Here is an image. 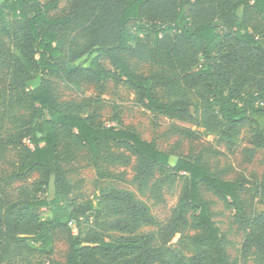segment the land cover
I'll return each instance as SVG.
<instances>
[{"label": "trees", "instance_id": "obj_1", "mask_svg": "<svg viewBox=\"0 0 264 264\" xmlns=\"http://www.w3.org/2000/svg\"><path fill=\"white\" fill-rule=\"evenodd\" d=\"M56 8L55 0L0 3V40L10 44L0 58L5 66L0 148L16 150V176L36 171L39 186L52 180L53 190L52 198L35 200L20 189L0 191V264H234L203 190L233 209L243 231L242 257L264 264V211L246 214L243 180L222 177L200 154L172 159L133 129L103 125L75 104L59 102L46 79H111L134 90L150 112L205 127L228 143L248 124L254 149H264V30L251 23L264 18V0H74L68 12L52 15ZM121 51L155 71L135 73ZM22 116L27 120L21 128H6L17 126ZM61 142L86 149L93 165L102 146H122L137 157L135 182L155 204L180 179L181 193L168 219L157 222L149 205L125 189L103 190L95 206L71 200L60 166ZM34 207H49L54 215L64 211L67 221L43 220ZM100 208L108 219H97ZM70 222L77 233L69 235L66 259H44L53 252L52 229ZM148 225L155 232L140 231ZM179 229L197 231L192 256L170 246Z\"/></svg>", "mask_w": 264, "mask_h": 264}, {"label": "rangeland", "instance_id": "obj_2", "mask_svg": "<svg viewBox=\"0 0 264 264\" xmlns=\"http://www.w3.org/2000/svg\"><path fill=\"white\" fill-rule=\"evenodd\" d=\"M55 1L57 8L51 12L52 15L68 12L74 0ZM238 14H241V10H238ZM251 23L264 30V18H255ZM129 25L133 28L134 23L130 22ZM9 45L6 40L0 42L2 49L0 58L4 59L5 55L2 52ZM120 56L139 75L147 76L155 71L152 64L136 58L130 51H121ZM78 62L68 64V67L73 68ZM101 62L107 68L110 67L107 60L101 59ZM4 72L5 66L1 65L0 117L5 97ZM46 79L59 102L75 104L83 113L94 114L97 121L103 125L133 129L142 138L153 141L159 148L171 153L172 159L175 155L200 154L222 177L243 180L245 185L240 192V198L246 214L256 216L264 211V149H254L252 144L254 132L250 125H243L236 138L228 143L205 127L150 112L139 101L134 90L122 83H115L111 79L96 81L80 78L76 82H67L53 75L46 76ZM157 94L162 98V90L159 89ZM21 120L22 122H19L17 126L7 125L6 128L10 130L21 128L23 126L21 124H24L27 118L22 116ZM59 151L60 166L70 189L69 198L79 204L95 206L103 190L125 189L149 205L150 213L157 222H165L180 196L182 181L179 179L172 186L164 189L162 203H153L148 198V190H139L135 182L137 157L120 145L110 143L102 146L96 165L91 163L90 154L84 148L67 147L61 142ZM17 161L15 149L11 146L0 148V191L16 193V190L20 189L32 200L52 198V180L48 187H44L39 186L41 177L36 171L16 176ZM156 176L158 174L155 173ZM202 192L204 198L210 202L209 208L213 220L221 235L227 240L226 251L230 261L234 264H254L252 255L247 257L241 255L240 243L243 231L234 220L233 209L225 206L221 200L209 192L204 190ZM31 210L46 221H51L55 216L62 223L67 221L64 211L54 215L49 207H34ZM95 214L97 219H108L105 209L100 208ZM92 220L93 217L88 223ZM85 224L83 222L82 226ZM155 230L156 227L148 225L142 227L140 231L153 233ZM76 233L77 228L70 224L53 228V252L44 259L64 261L69 250V235ZM196 233L197 231L193 229H179L172 238L170 246L179 251L182 256H192L195 251L191 237Z\"/></svg>", "mask_w": 264, "mask_h": 264}, {"label": "built area", "instance_id": "obj_3", "mask_svg": "<svg viewBox=\"0 0 264 264\" xmlns=\"http://www.w3.org/2000/svg\"><path fill=\"white\" fill-rule=\"evenodd\" d=\"M70 225H73L72 222L69 223Z\"/></svg>", "mask_w": 264, "mask_h": 264}, {"label": "crops", "instance_id": "obj_4", "mask_svg": "<svg viewBox=\"0 0 264 264\" xmlns=\"http://www.w3.org/2000/svg\"><path fill=\"white\" fill-rule=\"evenodd\" d=\"M2 0H0V3H1Z\"/></svg>", "mask_w": 264, "mask_h": 264}]
</instances>
